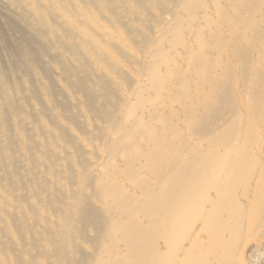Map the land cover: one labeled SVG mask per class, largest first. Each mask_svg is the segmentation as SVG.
<instances>
[{
  "label": "bare ground",
  "instance_id": "6f19581e",
  "mask_svg": "<svg viewBox=\"0 0 264 264\" xmlns=\"http://www.w3.org/2000/svg\"><path fill=\"white\" fill-rule=\"evenodd\" d=\"M94 1L107 6L109 14L119 15L120 26L101 25L86 0H12L42 35L52 34L56 40L65 35L71 50L83 58L80 51L90 55L89 61L80 62L82 69L64 64V71L84 70L82 80L98 86L90 92L105 99L103 106H95L96 114L112 116L108 158L96 163L100 172L89 169L84 176L106 212L82 190L76 191V204L69 210L77 219L69 227L78 221L99 232L93 240L97 251L85 255L78 249L76 264H254L246 255L248 243H241L264 231V0H172L174 24L169 22L165 33L171 37V49L183 44L188 67L174 69L178 62L162 48V37L144 39L141 55L133 57L138 67L133 93L117 115L107 108L108 81L94 75L91 65L113 82L118 67L127 68L118 52L128 42L123 33H132L121 19L125 10L117 8L126 1ZM158 9L162 12L161 6ZM131 11L135 16L131 20H140L134 7ZM50 15L61 21L50 26ZM158 24L162 29L160 16ZM185 29L192 39L186 40ZM146 43L154 48L147 49ZM55 49L56 57L61 56L62 50ZM26 53L35 57L29 48ZM191 68L195 80L187 77ZM29 71L30 66L22 69L24 76ZM175 78L180 89L169 92ZM20 80L23 77L13 81L0 77V187L11 175L9 169L1 171L8 160L14 167L26 160V173L18 184L21 204L48 190L51 171L48 168L46 176L39 167L43 162L36 156L35 125L29 121L30 88ZM84 83L80 89L85 92ZM166 100L171 103L164 113ZM41 129L40 150L47 157L51 141L46 128ZM56 182L58 189L65 188L62 179L57 177ZM4 194L0 190V210L8 211L10 201ZM51 204L52 199H40L46 210ZM33 207L39 208L29 209ZM20 210L25 211L22 204ZM84 230L80 229L82 238ZM51 253L40 250L24 258L18 252L14 263L40 264L36 256ZM0 264H7L1 254Z\"/></svg>",
  "mask_w": 264,
  "mask_h": 264
},
{
  "label": "rangeland",
  "instance_id": "374dc122",
  "mask_svg": "<svg viewBox=\"0 0 264 264\" xmlns=\"http://www.w3.org/2000/svg\"><path fill=\"white\" fill-rule=\"evenodd\" d=\"M86 1L90 2L97 15L96 19L101 25L109 26L110 29L120 26L117 21L119 15L109 14L105 10L107 6L101 7L94 0ZM125 1L126 4L117 8L125 10L121 19L126 26H129L132 35L123 33L128 42L124 45V51L118 52V55L127 68L130 67V70L118 67L113 82L107 75L102 76L101 72L95 70L94 65H91L94 75L97 72L108 81L111 91L107 93L109 99L107 108H111V114L115 113L116 115L122 110L127 95L133 93L136 83L135 76L138 75L135 73V69H138L137 61L133 57L141 55L140 49L144 39L153 41L156 37L158 39L162 37V48L174 56L178 62L174 69L188 67L184 61L183 44H177L174 49H171L169 42L171 37L165 33L168 23L174 24L172 11L169 10L172 0ZM114 4L115 2H113ZM159 6L162 7V12H159ZM130 7L135 8L140 20L135 19V22L131 20L135 16L132 11L130 12ZM158 16L162 17V29L158 24ZM49 21L52 26L54 22L57 23L61 19L50 15ZM186 26H189V23ZM41 32L42 30H39L38 26L30 23L28 19H24L22 11L13 5L12 0H0V77H4L8 81L23 77L24 80H20V82L25 84L26 89L30 88L29 95L32 106L29 109H33V115L29 121L34 122L35 125L34 138L38 144L36 156L43 162L39 167L43 166L46 176L47 169L50 168L51 171L49 172L48 190H41L29 200H21L22 207H25V211H21L18 194L22 191L18 184L20 175L26 173L24 169L26 160L18 162L15 167L8 160L6 166L1 170L9 169L11 175L3 179L2 187H0L2 194L7 193L4 195H7V199L10 201V210H0V254L6 259L7 264H15V253H22L24 258H29L31 254L40 250L52 251L49 256L39 254L36 259L40 264H76L78 249L85 252V255H92L97 251V245L93 240L99 236V232L93 226L84 225L78 221L74 228L69 227V222L77 220L75 214L69 213V210L76 204L74 203L76 191L82 190L86 192L92 204L106 212L104 202L92 193L91 187L85 184L84 176L89 169H91V173L100 172V168L95 166L96 163L108 158L106 138L109 130L112 129V116L108 119L96 114L95 106H103L105 99L90 92H95L98 86L82 80V76H85L84 70L72 74L64 71L65 65L70 68L82 69V61H89L90 55L85 51H80L84 55L83 58L80 53L71 50V46H68L69 39L65 35L56 40L52 34L44 36ZM185 38L186 40L192 39V33L187 29H185ZM48 41L52 42L48 43ZM56 47L62 50V55L59 57H56ZM28 48L35 54V57L27 55ZM146 48L153 49L154 46L146 43ZM76 54L80 58L76 57ZM64 58H69L71 61L76 60L79 65L66 64ZM27 66H30V71L28 75L24 76L22 69ZM162 66L164 69L165 65ZM187 77L189 80L198 78L194 68L188 70ZM81 81L85 82L83 85L86 88L85 92L80 89L83 84ZM179 89V82L175 78L171 81L169 92H176ZM170 103L168 100L162 101V112L167 113L166 105ZM174 106L177 108L178 103L174 102ZM41 126L46 128V134L51 141L47 157L43 156L40 150V144L44 137ZM16 139L21 140L19 137ZM16 155L19 157L21 153H16ZM22 159H24L23 155ZM116 163L122 165L120 159H116ZM57 177L63 180L65 188H57ZM23 178L25 179L27 176L24 175ZM70 188L71 191H69ZM41 198L43 201L52 199V204L47 210L40 206ZM32 206L39 208L33 207L30 210L29 207ZM15 222H19V224ZM83 227L87 239L80 235V229ZM62 232L64 233L58 236ZM66 233L72 235V238H64ZM263 238L264 231H261L250 241L241 243L242 246L248 243L246 255L250 263L264 264Z\"/></svg>",
  "mask_w": 264,
  "mask_h": 264
}]
</instances>
